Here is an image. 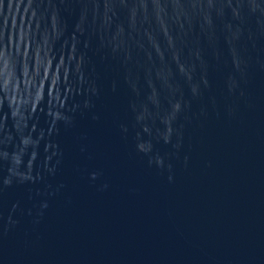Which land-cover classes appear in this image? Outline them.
Listing matches in <instances>:
<instances>
[{
  "label": "water",
  "instance_id": "obj_1",
  "mask_svg": "<svg viewBox=\"0 0 264 264\" xmlns=\"http://www.w3.org/2000/svg\"><path fill=\"white\" fill-rule=\"evenodd\" d=\"M0 264H264V0H0Z\"/></svg>",
  "mask_w": 264,
  "mask_h": 264
}]
</instances>
